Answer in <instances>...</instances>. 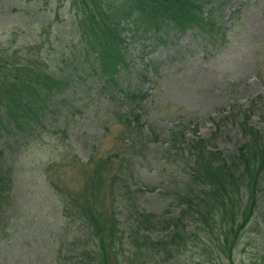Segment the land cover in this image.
<instances>
[{
  "label": "trees",
  "instance_id": "1",
  "mask_svg": "<svg viewBox=\"0 0 264 264\" xmlns=\"http://www.w3.org/2000/svg\"><path fill=\"white\" fill-rule=\"evenodd\" d=\"M210 1L46 0V7L56 8L50 15L44 6L47 13L41 17L46 20L33 30L32 17L40 4L29 6L33 11L28 37L0 40V229L8 226L12 213L20 211L16 207L22 206L17 202L19 194H12L17 184L22 186V174L14 169L16 155L22 147H39L38 139L43 132L50 134L52 127L67 135L76 111L64 108L61 95L73 82L90 79L89 100L102 97L110 106L100 126L106 127L117 117L121 130L115 139H121L124 146L97 153L104 134L96 131L89 141L92 144L82 146L87 150L85 159L65 146L57 158L41 162L38 174L31 178L39 190L55 192L60 198L63 223L49 231L47 244L59 247L56 257L63 256L61 264H110L114 255L110 249L126 240L135 244L132 253L139 251L159 264L171 260L202 264L201 256L206 264L237 263L241 234L250 221L264 220V132L248 124L250 116L242 115L244 142L232 152L217 150L209 146V139L199 137L180 149L188 178L181 187L170 189L175 210L169 216L138 209V200L145 193H155L154 186L131 189L129 185L134 158L130 149L137 145L132 134L138 132L139 141L144 142L155 140L158 134L155 129H144L142 101L147 93L119 85L131 63L128 46L136 38L182 35L188 30L212 39L223 23L215 24L210 16L221 3L206 8ZM124 105L125 112L118 110ZM169 137L178 142L173 132ZM66 175L77 188L68 186L62 178ZM122 213L135 216L137 223L122 228ZM156 225L162 233L153 240L149 230ZM254 248L256 264H264V228Z\"/></svg>",
  "mask_w": 264,
  "mask_h": 264
},
{
  "label": "rangeland",
  "instance_id": "2",
  "mask_svg": "<svg viewBox=\"0 0 264 264\" xmlns=\"http://www.w3.org/2000/svg\"><path fill=\"white\" fill-rule=\"evenodd\" d=\"M45 2L0 0V40L26 39L33 11L29 6L40 4L32 17L30 29L33 30L38 22L46 20L41 17L47 13ZM219 3V8L210 16L217 25L221 20L223 26L212 39L188 30L182 35L170 33L136 38L128 46L131 63L123 71L119 85L147 93L142 101L145 106L142 120L147 122L144 129H155L158 134L155 140L148 142L139 141L138 132L132 134L137 145L130 149L134 158L130 161L129 185L131 189L144 185L156 188L155 193L141 196L138 209L155 212L160 217H167L175 210L171 205L173 195L170 189L181 187L188 178L180 149L190 139H209V146L232 152L244 142L240 127L244 114L250 116L249 125L264 132V0H211L206 8ZM46 8L51 15L56 5ZM44 35L41 39L45 38ZM90 86V79L73 82L61 95L66 105L64 108L76 111L67 135L52 127L50 134L43 132V137L38 139L39 147H22L16 155L14 169L22 174L19 176L22 186H15L19 179L14 181L12 194H19L17 202L22 206L16 207L20 211L12 213L8 226L0 229V264L62 263L63 256L56 257L59 247L47 244L49 231L53 232L57 224L63 223L60 221V198L55 192L39 190L30 181L34 174H38L41 162L57 158L59 153L66 151L65 146L67 150L74 148L78 157L85 159L87 150L82 146L92 144L89 141L96 131H100L99 136L104 134L99 142L102 147L97 153L115 151L124 146L121 139H115V134L119 135L121 130L117 117L106 127L100 126L99 122L110 106L102 97L89 100ZM113 107L114 103L111 109ZM126 108L124 105L118 110L125 112ZM171 132L176 134L175 140L180 143L172 141ZM76 142L79 144L77 149ZM76 172L74 169L72 173ZM63 177L69 187H76L70 176ZM119 218L122 228L124 224L133 226L137 223L136 217L130 213H122ZM263 228L261 218L250 221L235 252L237 263L223 261V264H256L253 252ZM149 232L153 240L162 233L158 225ZM134 246L126 240L121 247L110 249L114 253L110 264H159L148 261L139 251L132 253L130 250ZM201 260L206 264L204 257L201 256ZM166 264L176 263L171 260Z\"/></svg>",
  "mask_w": 264,
  "mask_h": 264
}]
</instances>
